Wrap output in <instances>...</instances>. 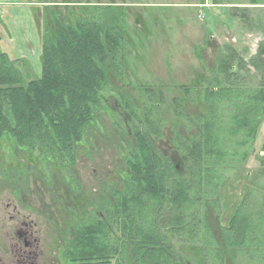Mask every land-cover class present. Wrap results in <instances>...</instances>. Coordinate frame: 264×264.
I'll use <instances>...</instances> for the list:
<instances>
[{"label": "trees", "instance_id": "1", "mask_svg": "<svg viewBox=\"0 0 264 264\" xmlns=\"http://www.w3.org/2000/svg\"><path fill=\"white\" fill-rule=\"evenodd\" d=\"M116 7L94 4V11L72 24L54 16L40 37L38 76L25 77L15 60L0 51V139L36 151L69 173L74 144L102 108L111 80L123 78L124 14ZM215 62L213 83L207 81L202 89L195 133L184 138L176 131L172 138L174 163L153 144L163 135L154 116L158 103L140 99L136 114L125 101L129 122L136 124L129 128L133 140L128 141L124 177L101 207L105 212L74 226L62 251L65 264H121L126 250L133 264H188L170 238L200 245L201 259L195 264H239V254L246 264H264V186L260 192L251 187L228 225L216 229L218 191L226 173L244 164L263 120L264 41L247 60L226 47ZM246 67L260 83L244 90L237 82ZM138 88L147 96L142 99L152 100L156 88ZM173 100L183 114L180 100ZM258 161L264 165V157ZM252 194L260 197L255 207L247 202Z\"/></svg>", "mask_w": 264, "mask_h": 264}, {"label": "rangeland", "instance_id": "2", "mask_svg": "<svg viewBox=\"0 0 264 264\" xmlns=\"http://www.w3.org/2000/svg\"><path fill=\"white\" fill-rule=\"evenodd\" d=\"M154 1L0 0V26L4 24L7 32H14V40L21 36L27 38L26 47L32 46L28 51L25 45L19 47L21 50L12 44L9 47L10 52L29 55V61L16 64L25 77L40 73L39 41L54 16L72 24L94 11V4L121 6L118 10L124 14L126 51L123 78L111 80L102 108L81 141L74 144V165L69 173L36 151L16 147L10 139H0V264L21 261L18 252L25 246L18 232L23 230L31 236L27 240L32 245L27 251L35 254L36 264H65L62 251L74 226L86 222L93 213L105 212L101 207L111 200V189L120 186L124 177L128 141L133 140L129 128L136 124L129 122L125 101L133 105L136 114L141 100L158 103L154 116L163 135L153 144L174 163L172 138L176 131L184 138L195 133V119L202 110V89L207 81L213 83L218 51L231 47L247 60L264 41V0H205L208 5L202 8L184 6L186 0H161L160 6ZM241 74L237 86L244 90L260 83L250 67ZM139 85L156 88L152 100L142 99L147 96H141ZM174 98L180 100L183 114L175 109ZM263 142L264 116L244 164L226 173L225 185L218 191L217 231L228 225L235 207L249 190L260 192L264 186V165L258 161L264 157ZM247 202L255 207L260 197L252 194ZM199 207L203 212L202 205ZM208 219L213 222L212 216ZM169 241L188 264L201 259V247L196 242L181 243L176 238ZM237 260L246 264L240 254ZM121 264H133L127 250Z\"/></svg>", "mask_w": 264, "mask_h": 264}, {"label": "crops", "instance_id": "3", "mask_svg": "<svg viewBox=\"0 0 264 264\" xmlns=\"http://www.w3.org/2000/svg\"><path fill=\"white\" fill-rule=\"evenodd\" d=\"M166 1V0H164ZM161 0H155L153 3L157 6H160L161 5ZM186 3H184L185 5L184 6H188V7H196V8H202V6H207L208 4L206 3V1H204L205 3L204 4H200L198 0H186L185 1ZM139 6H144V4H138V7ZM217 6H223V5H217ZM7 14V19H8V22L10 24L11 22V17H10V14L11 13H6ZM28 19V22H30V17L27 18ZM1 23V21H0ZM1 25V24H0ZM4 27L0 26V51L2 52H6L12 59L15 60V64H20V63H24V62H27L29 61V55L27 56L24 53H22L21 55L20 54H17V53H14L13 51L10 52L9 51V47L11 46V44L14 46V47H17L19 50H21L19 47H22L26 44V39L27 38H23L21 36L17 37L16 40H14V35L15 33L12 32V33H9V31L7 32V30L5 29V25L3 24ZM24 33V31L22 32ZM16 37V36H15ZM37 39L38 38V35H37ZM28 41H31L30 38H28ZM39 41V40H38ZM40 42V41H39ZM19 45L18 43H20L21 46H16V44ZM28 43V42H27ZM26 47V45H25ZM32 46H28L24 49H26L27 51L29 50V48H31ZM20 69V68H19ZM40 72V71H39Z\"/></svg>", "mask_w": 264, "mask_h": 264}, {"label": "flooded vegetation", "instance_id": "4", "mask_svg": "<svg viewBox=\"0 0 264 264\" xmlns=\"http://www.w3.org/2000/svg\"><path fill=\"white\" fill-rule=\"evenodd\" d=\"M19 237L23 236L24 237V250L19 249L18 255L21 257V261L17 262V264H36L35 260H34V253L30 252V250L27 251V248H29L32 243L27 240L29 239L31 236L28 235V231L27 230H23V231H19L18 232Z\"/></svg>", "mask_w": 264, "mask_h": 264}]
</instances>
